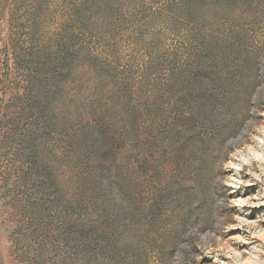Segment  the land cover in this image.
<instances>
[{"label": "rangeland", "instance_id": "rangeland-1", "mask_svg": "<svg viewBox=\"0 0 264 264\" xmlns=\"http://www.w3.org/2000/svg\"><path fill=\"white\" fill-rule=\"evenodd\" d=\"M96 118L115 221L83 187ZM0 264H264V0H0Z\"/></svg>", "mask_w": 264, "mask_h": 264}, {"label": "trees", "instance_id": "trees-1", "mask_svg": "<svg viewBox=\"0 0 264 264\" xmlns=\"http://www.w3.org/2000/svg\"><path fill=\"white\" fill-rule=\"evenodd\" d=\"M132 119L130 121L129 130L125 127V131H128L129 135L135 133L136 125L139 124L140 113L136 107L130 109ZM87 128L84 129L81 137L78 140L77 148L78 154L80 155L83 163V187L85 193L91 194L94 199V205L102 213L107 214L111 220L115 221L118 217L117 209L125 206L127 209L137 208L134 191L122 190L114 196L113 188L117 183V171L116 165L121 163L118 160L116 149L120 144L118 139H115V133L111 131L109 125L103 123L97 118L93 121H88ZM127 126V125H126ZM145 131L144 143L159 145L158 142L163 140V133L160 136V131L156 130L155 127H148ZM168 141L171 144L179 143L182 137L178 131L170 129L167 133ZM122 141V140H121ZM119 144V146H118ZM117 146V147H116ZM145 154L143 159H138L139 169L137 172H141L144 176L149 175L152 169L159 171L162 164H159V159L154 160V154L150 151V148ZM165 155L163 152L162 157ZM161 157V158H162ZM130 159V158H128ZM122 164V163H121ZM115 171V172H114ZM120 198L117 200V198Z\"/></svg>", "mask_w": 264, "mask_h": 264}, {"label": "clouds", "instance_id": "clouds-1", "mask_svg": "<svg viewBox=\"0 0 264 264\" xmlns=\"http://www.w3.org/2000/svg\"><path fill=\"white\" fill-rule=\"evenodd\" d=\"M259 179V177H257ZM246 201H234V203H245Z\"/></svg>", "mask_w": 264, "mask_h": 264}]
</instances>
